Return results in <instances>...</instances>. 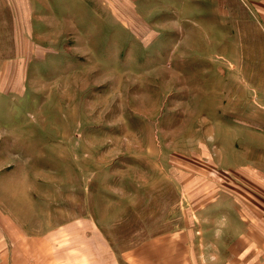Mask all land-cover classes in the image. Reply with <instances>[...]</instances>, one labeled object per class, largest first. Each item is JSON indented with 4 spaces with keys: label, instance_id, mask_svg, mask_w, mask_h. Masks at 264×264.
I'll use <instances>...</instances> for the list:
<instances>
[{
    "label": "rangeland",
    "instance_id": "rangeland-1",
    "mask_svg": "<svg viewBox=\"0 0 264 264\" xmlns=\"http://www.w3.org/2000/svg\"><path fill=\"white\" fill-rule=\"evenodd\" d=\"M242 189L264 192V0H0V264L84 222L135 256Z\"/></svg>",
    "mask_w": 264,
    "mask_h": 264
},
{
    "label": "crops",
    "instance_id": "crops-1",
    "mask_svg": "<svg viewBox=\"0 0 264 264\" xmlns=\"http://www.w3.org/2000/svg\"><path fill=\"white\" fill-rule=\"evenodd\" d=\"M205 203L196 227L147 240L138 261L84 222L18 238V264H264V192L217 191Z\"/></svg>",
    "mask_w": 264,
    "mask_h": 264
}]
</instances>
